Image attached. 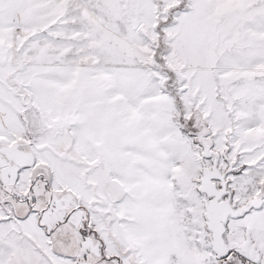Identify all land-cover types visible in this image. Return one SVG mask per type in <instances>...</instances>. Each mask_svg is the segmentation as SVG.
I'll use <instances>...</instances> for the list:
<instances>
[{
  "label": "snow or ice",
  "instance_id": "6c2138e0",
  "mask_svg": "<svg viewBox=\"0 0 264 264\" xmlns=\"http://www.w3.org/2000/svg\"><path fill=\"white\" fill-rule=\"evenodd\" d=\"M0 264H264V0H0Z\"/></svg>",
  "mask_w": 264,
  "mask_h": 264
}]
</instances>
